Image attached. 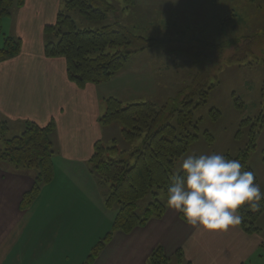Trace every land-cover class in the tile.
Masks as SVG:
<instances>
[{
    "label": "crops",
    "instance_id": "obj_1",
    "mask_svg": "<svg viewBox=\"0 0 264 264\" xmlns=\"http://www.w3.org/2000/svg\"><path fill=\"white\" fill-rule=\"evenodd\" d=\"M179 2H168L161 25L173 26L175 22L168 16L178 15L175 5L180 7ZM61 5L62 0H24L1 20L3 36L21 41L16 55L0 60V123H6L5 137L17 135L27 120L39 125L53 120L55 128L51 133L52 180L41 186L26 210L19 209V202L33 183L32 174L0 162V264H48L47 259L53 258L59 241L67 235V224L63 231L52 233L62 212L64 223L69 206H80L89 199L95 206L104 204L100 190L104 184L90 172L89 157L105 129L98 122L105 97L123 100L121 94L129 90L136 98H148L159 91L156 86L162 85L160 78L168 72L167 61L156 59L154 54L161 49L153 47L130 55L107 82L77 87L67 77L63 58L46 57L43 52V28L55 20ZM156 72L160 73L159 79L152 78L151 83ZM11 122L18 123L12 131ZM258 136L260 142V133ZM0 142L2 147L1 138ZM111 210L114 217L115 210ZM257 224L260 231L252 234L238 225L227 231H209L186 223L180 213L166 205L162 217L151 218L129 233L116 231L91 264H148L147 258L156 245L162 246L170 264H177V251L182 253L183 261L191 264H251L253 257L264 264V215L259 216ZM61 256L67 259V253L57 259Z\"/></svg>",
    "mask_w": 264,
    "mask_h": 264
},
{
    "label": "trees",
    "instance_id": "obj_2",
    "mask_svg": "<svg viewBox=\"0 0 264 264\" xmlns=\"http://www.w3.org/2000/svg\"><path fill=\"white\" fill-rule=\"evenodd\" d=\"M124 1L126 6L134 2ZM23 3L24 0H0V35L2 18L10 15L12 9ZM72 10H76L85 19L103 22L110 13L116 14V9L107 0H62L55 20L43 28L44 55L63 58L68 79L79 88L90 83L107 82L125 65L130 55L147 48L182 52L198 63V69L190 83L161 105L151 100L123 102L115 96L105 97L104 111L98 122L103 127L112 124L119 126L124 140L134 141L141 136L143 139L131 151L133 163L125 158L105 156L106 152L119 150L114 143L104 146L97 140L93 144L89 170L99 183L108 186V191L104 193V203L107 208L115 210V214L110 229L92 246L82 263L91 264L116 231L129 233L135 227L145 225L151 218H160L165 213V199L156 197L157 190L162 191L165 196V190L175 176L173 168L177 160L201 135L197 121L194 120V110L206 102L209 91L216 84L213 68L219 65L217 59L221 56L223 45L196 39L149 38L117 19L94 28L78 27L69 14ZM2 40L0 60L20 51V38L4 35ZM232 45L237 53L231 59L240 58L239 46ZM210 50L216 53V59L212 58ZM210 113L216 116L218 111L212 109ZM172 118L175 123H172ZM257 118L259 123L262 122L264 114ZM249 120L251 118H246L241 123H248ZM258 125L254 130L255 122H250L248 143L233 157L242 163L243 171L253 172L248 160L250 151L256 147ZM6 128V123L1 122L0 162L20 172L31 173L33 177L31 187L22 194L19 202V209L26 210L40 193L41 186L52 180L54 151L51 133L55 123L50 120L45 125H39L27 120L22 132L11 137H5ZM202 135L207 140L212 139L208 131H203ZM262 162L264 163V151ZM254 177V182H257L255 174ZM148 192L151 193L150 201L139 212L138 201ZM240 215L241 222L237 225L248 234L258 233L260 227L257 219L264 215V200L260 201L257 209L241 206ZM180 216L182 217L181 214ZM262 247L264 248V244ZM174 255L175 263L191 264L183 261L180 251ZM169 260L161 245H156L147 258L148 264H170Z\"/></svg>",
    "mask_w": 264,
    "mask_h": 264
},
{
    "label": "rangeland",
    "instance_id": "obj_3",
    "mask_svg": "<svg viewBox=\"0 0 264 264\" xmlns=\"http://www.w3.org/2000/svg\"><path fill=\"white\" fill-rule=\"evenodd\" d=\"M111 1L116 14L110 13L103 22L85 19L76 10L70 11L69 14L78 27L94 28L117 19L125 25H134L137 33L149 38L196 39L223 45L221 56L217 59L219 65L213 68L216 84L209 91L206 102L194 110V120L197 121L201 135L190 144L182 157L189 154L222 153L233 159L239 149L248 143L250 122H255L253 129L256 130L259 123L256 117L264 114V0H181L179 5L183 8L175 5L179 9L178 15L169 13L168 16L169 21L175 22L173 26L161 25L162 19L165 18L163 17L165 8L170 0H147L148 3H142L140 0L137 3L134 0L129 6L125 5L124 0ZM115 15H117L116 18ZM2 39L3 34L0 35V47ZM232 44L239 46L240 58L231 59L237 53ZM156 52H158L154 53L157 55L156 59L167 61L168 67L167 74L160 78L162 85L156 86L159 91L152 92L148 98H136V94L128 90L121 94L123 102L151 100L161 105L190 83L198 69V63L182 52L162 50ZM210 52L212 58L216 59V53L212 50ZM162 72L164 73L165 70ZM159 76L160 73L157 72L155 77L151 76V83L152 78L157 77V81ZM212 109L218 111L216 116L210 113ZM246 118L251 120L248 123H241ZM171 121L175 123L174 118ZM10 124V131L18 126V123ZM203 131H208L212 139L207 140L202 135ZM257 131L258 134L260 133V142L257 134L256 147L250 151L248 163L261 190L264 191V163L262 162L264 150H261V145H264V120L260 121ZM21 132L16 131L18 134ZM8 135H12L11 132ZM5 136H7L6 133ZM142 139L143 136L134 141L124 140L119 126L112 124L107 127L105 125L101 142L104 146H111L114 143L119 148L117 152H106V157L125 158L129 163H133L131 151L140 145ZM181 158L177 160L173 168L174 175L180 171ZM100 190L104 196L108 186L104 184ZM157 192L156 197L163 199L162 191L157 190ZM150 196L151 193L148 192L138 201L139 212L150 201ZM63 214L62 212L61 217L57 219L52 233L63 231L64 225L67 224V235L63 238L62 235L59 236V239H62L55 249L53 258L47 259L48 264H82L92 246L110 229L112 210L107 208L105 203L102 206H95V203L89 199L80 206H69L64 223L61 222ZM62 253H67V259L63 256L57 259ZM42 255L38 256V262ZM256 259L251 258V264H258ZM53 260H55L54 263Z\"/></svg>",
    "mask_w": 264,
    "mask_h": 264
},
{
    "label": "clouds",
    "instance_id": "obj_4",
    "mask_svg": "<svg viewBox=\"0 0 264 264\" xmlns=\"http://www.w3.org/2000/svg\"><path fill=\"white\" fill-rule=\"evenodd\" d=\"M242 168L238 159L222 153L184 156L165 190V203L190 225L227 231L241 222V206L257 209L264 200L254 173Z\"/></svg>",
    "mask_w": 264,
    "mask_h": 264
}]
</instances>
